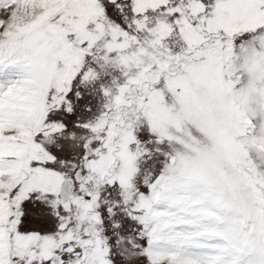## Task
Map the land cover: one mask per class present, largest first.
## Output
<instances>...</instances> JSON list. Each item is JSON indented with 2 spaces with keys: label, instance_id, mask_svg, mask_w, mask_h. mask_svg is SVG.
<instances>
[{
  "label": "snow or ice",
  "instance_id": "snow-or-ice-1",
  "mask_svg": "<svg viewBox=\"0 0 264 264\" xmlns=\"http://www.w3.org/2000/svg\"><path fill=\"white\" fill-rule=\"evenodd\" d=\"M0 264H264V0H0Z\"/></svg>",
  "mask_w": 264,
  "mask_h": 264
},
{
  "label": "rangeland",
  "instance_id": "rangeland-1",
  "mask_svg": "<svg viewBox=\"0 0 264 264\" xmlns=\"http://www.w3.org/2000/svg\"><path fill=\"white\" fill-rule=\"evenodd\" d=\"M19 69L10 66L0 68V84H4L9 80L17 78L14 73H18Z\"/></svg>",
  "mask_w": 264,
  "mask_h": 264
}]
</instances>
